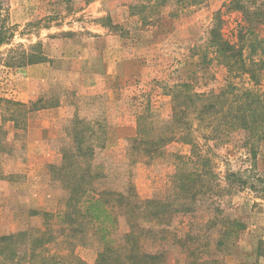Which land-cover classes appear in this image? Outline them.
Here are the masks:
<instances>
[{"label": "rangeland", "instance_id": "374dc122", "mask_svg": "<svg viewBox=\"0 0 264 264\" xmlns=\"http://www.w3.org/2000/svg\"><path fill=\"white\" fill-rule=\"evenodd\" d=\"M125 1L105 0L96 9L77 0H3L0 32L9 40L0 46V236L47 231L54 238L47 246L51 254L73 252L86 264L96 263L104 248L96 225L79 214L72 224L62 221L69 193L49 170L60 165L77 118L105 127V137L95 143L94 163L104 176L100 189L142 200L169 195L175 157L189 156L191 147L171 143L146 159L130 150L131 139L121 142L119 135L134 137L138 116L148 106L155 124L170 120L168 90L176 83L190 82L200 93L223 86L224 73L205 66L195 52L205 46L216 12L231 0H128L133 9L125 8ZM108 4L122 22L113 32L121 41L90 37L100 30ZM225 20L231 36L236 15ZM256 33L264 40V26ZM36 45L34 52L47 61L9 66L18 50L29 52ZM120 48L144 62L137 84L103 79L104 69L120 58ZM257 52L255 59L264 60V44ZM258 73L264 91V68ZM39 100L53 107L33 109ZM200 144L212 158L221 188L195 213L141 223L147 231L142 249L163 253L164 264H264V138L255 153L238 139ZM231 173L239 177L229 183ZM226 228L231 236L219 245ZM129 231L126 218L118 216L113 238L120 242Z\"/></svg>", "mask_w": 264, "mask_h": 264}, {"label": "trees", "instance_id": "16d2710c", "mask_svg": "<svg viewBox=\"0 0 264 264\" xmlns=\"http://www.w3.org/2000/svg\"><path fill=\"white\" fill-rule=\"evenodd\" d=\"M2 10L3 0H0V13ZM233 13L236 27L228 36L225 16ZM263 26L264 0H231L224 4L214 16L205 46L195 52L205 66L224 73L223 86L200 93L192 83L174 84L168 90L173 103L170 120L155 124L149 106L145 108L146 114L138 116L137 134L130 140V150L153 159L171 143L191 147L189 156L175 157L177 163L170 178L172 189L164 199L142 200L129 192L100 189L104 176L94 163L98 148L95 143L98 145L100 136L105 137V127L79 118L74 121L68 133L71 144L62 150L60 165L52 164L49 170L53 179L69 193L62 221L72 224L73 215L79 214L97 227L104 248L95 264H164L163 253L149 254L142 249L141 240L147 231L141 223H163L174 214L195 213L198 205L208 202L212 193L221 188L212 158L200 141L226 143L238 139L250 153L256 152L264 138V91L258 88L261 82L258 69L264 68V60L255 59L257 49L264 44L256 32ZM7 40L0 32V46ZM39 48L36 45L29 52L18 50L17 58L9 66L44 63L47 59L42 52H34ZM42 102L32 103L33 109L53 107L41 106ZM238 177L231 173L227 180L231 183V178ZM120 215L126 218L130 231L119 242L113 238V231ZM230 236L231 230L226 228L219 245ZM53 240L47 231L0 236V263L86 264L73 252L63 256L51 254L47 246Z\"/></svg>", "mask_w": 264, "mask_h": 264}, {"label": "crops", "instance_id": "0c3cea01", "mask_svg": "<svg viewBox=\"0 0 264 264\" xmlns=\"http://www.w3.org/2000/svg\"><path fill=\"white\" fill-rule=\"evenodd\" d=\"M77 1H78L77 5H80V6L84 5L87 7V4H89L88 5L89 7L95 6L96 9L100 7V4L103 5L107 3V2H104L105 0L96 1L92 3H88L85 0H77ZM123 3L125 5V8L127 9L135 7V6H132L128 2V0H126ZM107 8L110 11H105V12H102V14H100L101 16L103 15V17L101 18V23H100L101 26H98L100 27V30H98L97 32L93 30V32L90 34V37L93 40H99L101 42H108L110 39H113V38L119 39L118 41H121V37L118 36L117 34H114L113 32L115 31V26L117 25L119 26L122 22L121 20L117 21L116 18L113 17L112 15L113 8L109 4ZM118 56H120V58H117L116 56V58L111 61L108 68L104 69L103 72H106L105 73L106 76H103V79L104 80L112 79V78L114 80L116 79L117 80L116 84H137L138 81L141 80V77L144 73V67H145L144 62L137 61L134 55L127 53V51L122 48H120ZM180 83H183V82H180ZM187 83H190V82H187ZM121 132L123 131L122 130L118 131L119 134ZM131 132H133V129L131 130ZM133 135H134L133 133L132 135L120 134L119 139L121 140V142L123 141L126 142L127 140L131 139Z\"/></svg>", "mask_w": 264, "mask_h": 264}]
</instances>
